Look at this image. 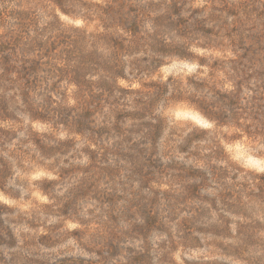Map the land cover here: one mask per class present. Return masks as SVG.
I'll return each mask as SVG.
<instances>
[{"label":"rangeland","instance_id":"rangeland-1","mask_svg":"<svg viewBox=\"0 0 264 264\" xmlns=\"http://www.w3.org/2000/svg\"><path fill=\"white\" fill-rule=\"evenodd\" d=\"M0 10L22 20L0 35V127L10 131L0 140V264L208 255L215 235L183 227L217 221L186 194L204 171L226 177L207 192L220 186L250 215L264 213L253 182L264 175V127L248 133L201 114L228 111L242 83L237 108L249 123L252 96L264 97V0H24ZM177 11L183 20L168 18ZM258 234L224 239L264 264ZM195 236L201 246H190Z\"/></svg>","mask_w":264,"mask_h":264},{"label":"trees","instance_id":"trees-1","mask_svg":"<svg viewBox=\"0 0 264 264\" xmlns=\"http://www.w3.org/2000/svg\"><path fill=\"white\" fill-rule=\"evenodd\" d=\"M24 0H2L0 2V7L2 4H10L13 7L21 6L23 4ZM2 11L0 10V29H2L4 32L3 34H8L15 26H20L22 23V20H20L18 17L12 16L9 18V16L1 14ZM22 14V12H18L17 9L14 10V14ZM197 13L190 14L191 19H195L196 22H199L200 18L196 15ZM173 19L175 21L183 20L184 17L181 14L180 11L172 12L168 14V18ZM18 29H21V27H18ZM126 31L131 34V36H137L139 31V26L137 24L131 25L130 27L126 28ZM122 41L118 42L117 47H121ZM248 74V73H246ZM264 74V73H260ZM242 83H237L234 92L232 94L223 93L225 95L219 96L218 92H214V95L217 94V97H221L222 101L225 99H228L229 97L227 95H232L231 98V108L228 109V111H225L224 113L219 112L213 108H204L201 111V114L210 122H215L218 125L225 124L226 120L229 119L234 124L239 127L243 128L245 132L250 133V125H254L263 131L264 127V97L263 96H252V101L249 102L250 108L247 111V114L249 115V123H243L241 121V112H239L238 102H239V96L242 91ZM257 87H260L257 85ZM262 110V111H261ZM223 114V115H222ZM220 115V116H218ZM225 120V121H224ZM10 131L3 129L0 127V140H3L5 137H9ZM213 170V169H212ZM213 172V171H212ZM223 178H226L224 174H208L206 171L202 172V178L200 183H194L190 189L187 191V195L189 196V200L193 201H201V202H208L209 207H202L201 211L198 212V214L205 213L208 214L210 211H214L217 214V221L214 223H206L203 222V224H197L199 220H187L185 223H183V227L185 230V233L187 235H190L193 230L197 231L200 234H211L215 235L213 239L209 241H205L204 246H211L213 247L214 251H212L208 255H201L196 258H192L190 261L187 262V264H239V262L245 263V264H258V263H252L255 261H252V259L246 257L244 255V251L242 252L241 247L238 245L230 244L228 243L224 238L225 235H259V230L263 227L264 228V213L260 214V217H254L253 215H250L246 211V207L250 206L248 203L242 202L240 200V197L238 194H233V192H230L228 190H221L220 186L216 187L217 193L213 195L211 192H207V188L210 181H214L217 185L223 184ZM231 179H235V176H230ZM254 186L258 188L259 193L255 194V197L257 199V205L264 207V175L263 176H255L254 177ZM0 188L4 189L2 178L0 177ZM5 191V190H4ZM7 192V191H5ZM204 192V193H203ZM9 196L13 197V193H7ZM226 213H230L232 215H238L242 219L233 220L231 218H228L226 216ZM232 225L234 226V231L232 230ZM199 237H190V240H192V244L190 246H201V243L198 241ZM199 244V245H198ZM206 251L210 252L207 248H205ZM143 254L140 253L136 257H132L131 264H141L143 261Z\"/></svg>","mask_w":264,"mask_h":264}]
</instances>
